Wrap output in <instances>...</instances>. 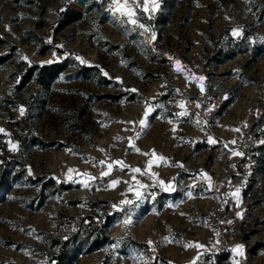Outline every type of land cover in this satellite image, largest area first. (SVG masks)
I'll list each match as a JSON object with an SVG mask.
<instances>
[{
  "label": "rangeland",
  "instance_id": "obj_1",
  "mask_svg": "<svg viewBox=\"0 0 264 264\" xmlns=\"http://www.w3.org/2000/svg\"><path fill=\"white\" fill-rule=\"evenodd\" d=\"M71 1L0 0V40L11 48L0 65V264H264V0H157L151 18L136 0L144 35L106 10L111 0H94L103 14L94 7L52 41ZM21 63L65 68L47 90L29 82L18 91ZM193 75L205 78L203 93ZM181 101L189 116L177 115ZM27 113L31 125L19 127ZM114 161L127 167L101 177ZM85 173L96 177L88 188ZM133 176L148 185L141 200L128 192ZM122 199L133 203L117 211Z\"/></svg>",
  "mask_w": 264,
  "mask_h": 264
},
{
  "label": "snow or ice",
  "instance_id": "obj_2",
  "mask_svg": "<svg viewBox=\"0 0 264 264\" xmlns=\"http://www.w3.org/2000/svg\"><path fill=\"white\" fill-rule=\"evenodd\" d=\"M138 7H140V5L138 3H136V0H132V3H129V0H111V3L108 5V8L106 10L109 11L113 16H117V14H118L119 18H121L120 19V23L121 24L131 23L132 25H136L139 29H143V31L140 34L144 35L145 33H148L150 31V28L145 26L143 23H138L137 18H135L136 17L135 8H138ZM158 7H159V4H158L157 0H151V9H149V0H144L143 12L150 13L149 18H151V14H154L158 10ZM124 17H126L127 19H123ZM134 30L135 29H133V31ZM231 35L234 36V37H238V36L241 35V31L238 30V29H233L232 32H231ZM155 39H156V34H155V32H152L151 35L148 37L146 43H151L152 41H155ZM50 42L51 41H49V43ZM53 55L55 57V53H53ZM24 59L27 60V57H24ZM76 59L81 64H85L86 63V61L83 58L79 57V56H77ZM169 59H172V58L169 57ZM53 62L54 61L50 60V61H46L44 63H53ZM29 63H31V62L29 61ZM174 71H176L178 73L184 71V69L182 68L181 63H180L179 60L175 61ZM103 74L105 76H108L107 72H104ZM187 75L188 74L185 72V76L186 77H187ZM190 79L198 82V86H199L200 92L203 93L204 90H205L204 86H203V81H204L205 78L203 76L197 77V76L193 75L192 77H190ZM132 91H136V90L133 89ZM177 91H179V90H177ZM158 106L159 107H163L162 105H158ZM177 106L182 109V111L177 113V115L179 117H186V116L190 115L189 112L187 111V109L185 108V104H184L183 101L179 102ZM196 106L200 107L199 104H197ZM153 110L154 109L151 106H148L147 109L144 112V116L147 117L149 115V113L152 112ZM208 111H211V109H208ZM19 112H20V115L23 116L24 112H25V109L23 107H21L19 109ZM139 123L141 125H144L145 124V120L141 119L139 121ZM196 124H197V126H199L200 125V121H196ZM173 131H175V129H173ZM236 131H239V130L237 129ZM0 133H4V129L0 128ZM5 134L7 135V133H5ZM207 142L209 144H214V143H216V140L213 139L212 137H209ZM232 143H235V141H233ZM262 143H264V141H262ZM225 147H227V145H225ZM9 148L12 151H16V150H18V145L9 142ZM136 151L138 152L139 149H136ZM232 154L233 155H241V153H239V152H233ZM160 159L163 160V157H160ZM100 164L104 165L105 161H100ZM114 164L115 165H119V169L121 171H123V169L125 167H127L123 163V161H114L113 163H108L106 165L107 171L102 172L101 173V177L109 176L111 174L112 170H113ZM152 165H153V161L150 160L148 162V169H151ZM174 166L182 167L181 164H177V165H174ZM130 170L133 173H140L141 175L147 176L149 179H153L156 176L155 173L149 174L148 170L142 171L138 167L137 168H132ZM74 171H75L74 169H69L68 170L67 180L72 181L73 183H76L77 181L73 178V175H72V173ZM83 175L85 176V179L82 180L81 183L83 184V186L85 188H88L90 186L89 185V181L90 180H95L96 177H92V176H90V175H88L86 173L83 174ZM201 179L207 180L209 188L212 187L211 179H210V177L207 176L206 173H202L201 174ZM133 180L136 181V186L129 185L128 192L134 193V195L136 196L137 200H141L143 198V196H144V192L142 191V189H146L148 187V185L140 183V181L136 180L135 176H133ZM120 182L121 181L113 180L111 185H110V187L115 188V186L118 183H120ZM124 183H128V182L124 181ZM153 186H160V187H162V189L164 191H174V188L172 187L171 183L165 184V182L163 180H156L154 182ZM122 195H123V193H122ZM188 196L191 198L192 193L189 192ZM232 196L239 203V189H237L236 192L232 193ZM132 203H133V201L130 200V199H122V200L119 201L118 204H113L112 207L114 209H116L117 211H121L122 210V208H121L122 205H129V204H132ZM121 223H122L123 226L127 227V226L132 224V220H131L130 217H126ZM148 243L151 244V241H149ZM195 246L196 247H203L202 245H198V244L195 245ZM232 252L237 254V255L242 256L243 255V245H236L232 249ZM234 264H238V261H234Z\"/></svg>",
  "mask_w": 264,
  "mask_h": 264
},
{
  "label": "trees",
  "instance_id": "obj_3",
  "mask_svg": "<svg viewBox=\"0 0 264 264\" xmlns=\"http://www.w3.org/2000/svg\"><path fill=\"white\" fill-rule=\"evenodd\" d=\"M94 7L98 9V13L100 15L103 14V10L99 8V6L96 4L94 0H72L70 3L65 5L64 9H61L57 12L58 16L55 21V26L53 27V30H52V41L56 40L57 35L62 30L66 29L67 27L73 24L81 22L84 19L85 15L89 13L90 11H92ZM159 16L160 15H158L159 20H157V23L160 22ZM41 26H42V22L36 26V29L40 28ZM29 35L34 37V39L39 40L37 38V35H35L33 31H31ZM2 46L6 47L7 53L2 56L0 55V65L6 62L11 54V48L6 46L5 42L0 40V47ZM46 49H48V47L44 46L43 50H46ZM40 53H43V51ZM64 68H65V65L59 64V63H54L51 65H44L41 67H38L36 65L26 67L25 63H21L19 64L18 68L15 69L19 72L22 71V73H18V76H16V78H18L16 90L20 91L29 82H32V84L40 87L43 90H47L50 82L53 81L56 78V76L64 70ZM81 70L85 73V75H87L86 73L88 72H94L96 74L99 73L98 68L89 67L85 65L81 67ZM15 75H17L16 72H14V77ZM102 80L104 81V79ZM29 121H30V116H29V113H27L25 115L24 120L18 123L19 127H21L23 124H28V126H30L31 124L29 123ZM5 174H6V171L0 168V177H1L0 190H2L3 186L5 185V182H4ZM55 242L62 244V242H59L58 240H56ZM60 262H61V257H58L56 259L55 264H60Z\"/></svg>",
  "mask_w": 264,
  "mask_h": 264
}]
</instances>
